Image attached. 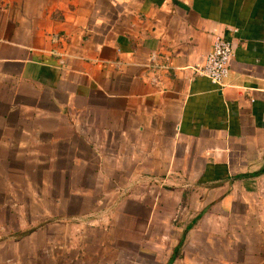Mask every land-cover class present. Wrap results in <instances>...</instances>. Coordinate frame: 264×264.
<instances>
[{"label":"crops","instance_id":"crops-1","mask_svg":"<svg viewBox=\"0 0 264 264\" xmlns=\"http://www.w3.org/2000/svg\"><path fill=\"white\" fill-rule=\"evenodd\" d=\"M216 33L221 84L191 68ZM119 183L112 224L84 223ZM10 201L49 219L44 264H171L184 231L189 262L264 264V0H0V223L18 230Z\"/></svg>","mask_w":264,"mask_h":264},{"label":"rangeland","instance_id":"rangeland-1","mask_svg":"<svg viewBox=\"0 0 264 264\" xmlns=\"http://www.w3.org/2000/svg\"><path fill=\"white\" fill-rule=\"evenodd\" d=\"M136 183H139V182H135V184ZM36 184L38 185V183ZM117 190H118L117 192L114 191L110 195L107 192H105L101 194L100 196H98L97 199H95V205H94L95 208L91 210V213L86 216L80 217L83 219L84 223L107 229V227L112 224L111 217L115 213V210L117 209L116 208L117 205H119V203L124 198L121 195V193L124 192L123 184L119 183ZM9 203L17 209V212L19 213V217H20L21 226L17 230L15 226V220L12 219V215L10 213L5 212L2 215L3 221L6 223H0V262H4V263L6 262L10 264H44L43 253H44V250L47 249V246L45 247L44 245L38 246V244H42L43 242L44 231L43 230L36 231L37 230L36 228H39L42 225H45L49 221V219L40 217L36 221V223L34 221H31L28 223L27 222L28 219L26 220L27 214H24L23 211L19 209V204L11 202V201ZM185 220L186 219H184V222ZM179 226L183 227V224ZM181 231L182 230H179V232H176L175 236H177L178 234L179 236H182ZM66 232L67 233L62 232V236L73 237V236H76V232H80V231L71 228V229H68V231ZM60 235H61L60 231H58L55 233L53 237L59 238L61 237ZM183 235L185 236V238H184V245L180 247V250H179L180 256L175 262L171 264H206L203 258V253H202L203 246H201L200 248L201 251H199L200 252L199 256H198V252L197 251L195 252L197 254L196 261L195 262L188 261L187 256L189 252L191 251L187 244L189 235L188 234L186 235V231L183 232ZM244 235L251 236L249 234V231H246V230H244ZM198 240H199V237L197 236V241ZM32 242L35 243L36 247L31 246L30 243ZM132 243L134 244V242ZM33 248H36V254H39V256H37L36 262H33L34 258L36 257L34 256ZM52 248L58 249V247L57 248L52 247ZM132 249H134V247H132ZM161 252L166 253L167 248H161ZM127 253L128 252H126V255L128 257H132L131 260L125 257L119 262H116V264H165V261H160V260L155 261V255H156L155 252L151 253V256L149 254L147 263L145 261H140V259L138 258L140 255L139 252L132 250L131 252L132 254H127ZM13 254H15V258H10L11 256H13ZM158 257L162 258L160 255H158ZM143 259L144 258H142V260ZM207 264H209V262ZM250 264H252V262Z\"/></svg>","mask_w":264,"mask_h":264},{"label":"built area","instance_id":"built-area-1","mask_svg":"<svg viewBox=\"0 0 264 264\" xmlns=\"http://www.w3.org/2000/svg\"><path fill=\"white\" fill-rule=\"evenodd\" d=\"M233 54L232 41L216 33L213 37L211 50L206 53L202 62L195 63L191 68L194 73L206 76L214 83L221 84L228 75ZM156 58L157 54L152 51L149 59L155 66L157 65V62H154ZM155 79L156 77L154 76L153 80Z\"/></svg>","mask_w":264,"mask_h":264}]
</instances>
